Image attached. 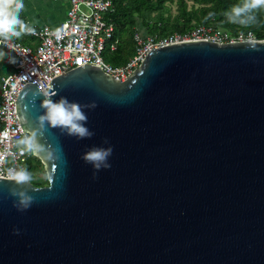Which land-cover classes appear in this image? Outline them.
Returning a JSON list of instances; mask_svg holds the SVG:
<instances>
[{"label":"water","instance_id":"obj_1","mask_svg":"<svg viewBox=\"0 0 264 264\" xmlns=\"http://www.w3.org/2000/svg\"><path fill=\"white\" fill-rule=\"evenodd\" d=\"M60 71L47 93L94 102V135L40 137L47 184L17 186L24 211L0 177V264H264V39L152 47L123 81ZM47 93L18 90L22 132ZM105 138L111 167L93 178L81 155Z\"/></svg>","mask_w":264,"mask_h":264},{"label":"built area","instance_id":"obj_2","mask_svg":"<svg viewBox=\"0 0 264 264\" xmlns=\"http://www.w3.org/2000/svg\"><path fill=\"white\" fill-rule=\"evenodd\" d=\"M66 1L68 7L65 17L55 25H31L35 34H26L36 43L26 44L20 38H13L5 46L15 57L14 71L1 78L0 90V154L8 155L0 163V177L8 178V169L26 167L34 154H21L16 140L25 133L19 125L15 113L18 90L27 82L35 84L47 93L45 87L55 76L61 74L60 67L73 68L82 64L97 65L117 80H125L133 74L148 50L186 40H210L215 42L257 41L253 31H238L234 34L212 25H196L184 34L173 33L167 36H142L136 32L134 40L136 51L132 58L122 65H111L104 60L103 53L114 50L118 42L115 26L104 15L112 11V0H52ZM21 18V17H20ZM22 19V18H21ZM23 20V19H22ZM58 31V35H57Z\"/></svg>","mask_w":264,"mask_h":264},{"label":"clouds","instance_id":"obj_3","mask_svg":"<svg viewBox=\"0 0 264 264\" xmlns=\"http://www.w3.org/2000/svg\"><path fill=\"white\" fill-rule=\"evenodd\" d=\"M264 8V0H241L240 3L233 5L230 11L225 13L231 23L241 26H249L256 22L255 12ZM24 9L23 0H0V44L10 46L13 38H20L23 34H35V28L20 18V13ZM215 13L209 12L205 19H210ZM57 31V35H58ZM7 54L0 51V60ZM15 63V59H9ZM37 93H33L35 96ZM57 95L55 90L46 94L41 107L43 113L35 118V126L31 130H26L21 138L16 140V146L21 154L40 155L45 152V145L40 142V137L49 129H59L62 133L77 139H88L94 132L87 127L88 116L83 109L94 108L95 103L81 105L75 101H69L66 97L60 96L53 100L51 97ZM103 146H91L82 153L81 159L92 166L94 169L93 178L101 169H109L111 164L109 158L113 153V148L108 139H104ZM8 155L12 153L0 154V163H3ZM51 156V153H49ZM32 177L26 167H13L8 169V180L14 183V187L8 189L9 195L14 197L13 206L18 211L28 209L34 202V197L29 195L22 187L29 184ZM18 231V230H14Z\"/></svg>","mask_w":264,"mask_h":264},{"label":"trees","instance_id":"obj_4","mask_svg":"<svg viewBox=\"0 0 264 264\" xmlns=\"http://www.w3.org/2000/svg\"><path fill=\"white\" fill-rule=\"evenodd\" d=\"M240 2L241 0H112L113 9L104 17L114 24V35L118 42L114 50L107 48L104 51V60L114 66L130 60L136 51L134 34L139 32L140 26L148 35L157 36L184 34L196 25H212L231 34L253 31L258 38H264V8L255 12L256 22L252 25L241 26L228 20L225 13ZM169 3L176 5L173 14ZM209 12L215 15L205 19ZM26 41L22 39V42ZM26 168L31 174L32 158L28 160ZM44 181L38 179L33 184L42 186L47 184V178Z\"/></svg>","mask_w":264,"mask_h":264},{"label":"crops","instance_id":"obj_5","mask_svg":"<svg viewBox=\"0 0 264 264\" xmlns=\"http://www.w3.org/2000/svg\"><path fill=\"white\" fill-rule=\"evenodd\" d=\"M24 9L20 13V17L28 24L41 26L43 24L55 25L62 21L65 17V12L68 7L66 1H52V0H23ZM139 33V32H138ZM27 40L26 44H35V39L23 34L20 37ZM0 51L7 55L3 60H0V90L1 78L14 71L15 63L9 62V59L15 57L12 52L5 48H0Z\"/></svg>","mask_w":264,"mask_h":264},{"label":"rangeland","instance_id":"obj_6","mask_svg":"<svg viewBox=\"0 0 264 264\" xmlns=\"http://www.w3.org/2000/svg\"><path fill=\"white\" fill-rule=\"evenodd\" d=\"M169 6L171 7V12L172 14L175 13V3H169ZM139 33L142 35V36H147V32L140 26V30H139ZM38 161H40L36 156H33L32 157V168H31V182L32 183H36L38 179L40 180H45L46 181V172L44 170V166L43 164L41 163H37ZM44 181V182H45ZM46 183H44L45 185Z\"/></svg>","mask_w":264,"mask_h":264}]
</instances>
